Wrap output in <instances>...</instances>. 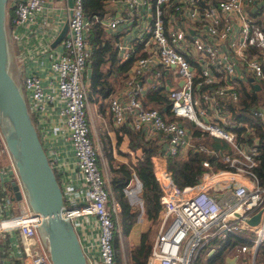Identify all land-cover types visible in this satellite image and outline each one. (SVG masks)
<instances>
[{
  "label": "built area",
  "instance_id": "obj_1",
  "mask_svg": "<svg viewBox=\"0 0 264 264\" xmlns=\"http://www.w3.org/2000/svg\"><path fill=\"white\" fill-rule=\"evenodd\" d=\"M109 2L124 11L98 18V21L108 33H121V27L130 31V36L144 41L147 54L135 61L127 72L129 77L123 88L110 98L113 126L119 127L129 120L136 129H142L147 138L154 132L160 133L165 139L161 140L164 152L184 156L189 148H200L217 154L215 148L196 145L199 137L192 135V128L164 118L158 109L145 106L139 99L147 90L142 81L144 76L153 73L161 81L173 69L171 81L175 85L169 87L172 113L226 139L235 152L224 150L220 157L234 168L220 172L240 173L251 182L224 180L226 184L220 192L210 191L201 181L181 187L174 182L166 164L162 178L153 161L162 188L161 209L159 227L153 235L146 264H193L208 239L225 237L229 231L253 239L251 245L243 244L238 248L230 264H256V251L264 240V211L257 224H250L246 218L264 204V183L255 169L260 150L251 142L258 126L247 119L235 120L230 101L237 103L241 99L240 85L247 84L254 89V85L259 84L260 88L254 90L259 92L260 100L250 106L249 111L251 117L264 125V0ZM60 3L65 7L68 23L61 49L52 51L49 67L43 62L25 71L21 85L30 115L37 119L40 137L44 129L48 130L45 124L48 105L58 106L57 122L50 129L72 145L74 163L64 155L63 158L57 147L49 149L41 140L63 190L64 214L73 222L80 239L85 235L89 219L98 227L97 252H86L88 264H118L116 236L121 250H125L121 203L114 194L108 162L93 119L87 79V63L92 53L88 39L91 21L85 15L83 0H73L72 5L69 0H60ZM12 7L11 37L15 35L21 43L22 33L29 34L31 46L37 42L45 44L44 50H49L59 31L60 22H55L54 15L57 6L50 5L49 0H14ZM122 40L117 45L128 58L133 45L131 41ZM28 55L21 51L18 58L23 62ZM40 69L47 72L40 74ZM164 83H168L166 78ZM153 84L154 80L150 85ZM57 99L61 105H56ZM88 113L92 126L87 120ZM3 155L9 158L13 173L10 180L19 183L22 197L18 199L21 211L13 213L10 208L13 190L6 180L2 183L5 169L0 165V192L9 189L4 199L0 197V242L9 229H15L20 236L22 257L20 263H9L0 256V264H54L38 230L40 215L29 204L0 126V156ZM99 159L105 175L99 168ZM203 164L211 167L207 158ZM220 172L207 169L202 180ZM6 211L9 214L4 216ZM253 226L255 230L250 228ZM120 264H128L127 258Z\"/></svg>",
  "mask_w": 264,
  "mask_h": 264
},
{
  "label": "trees",
  "instance_id": "obj_2",
  "mask_svg": "<svg viewBox=\"0 0 264 264\" xmlns=\"http://www.w3.org/2000/svg\"><path fill=\"white\" fill-rule=\"evenodd\" d=\"M13 2L14 0H9L7 8L9 31L13 27L11 24V16L14 13ZM83 9L85 15L91 21L88 39L92 53L87 63L88 65L90 64V72L89 74L87 73L90 87L89 96L91 103L97 108L96 116H99L100 123L97 127H103L102 124L106 123L105 119H107L108 124L113 121V115L109 111L111 96L123 88L129 77L127 72L135 61L147 54L144 51V41L132 36L133 51L130 57L125 58L117 45L125 33L123 31L114 34L108 33L98 21V18H104L108 13L114 14L115 11L109 0H83ZM14 42L17 44L18 40L15 35H12L10 44L13 63L16 60L21 62L18 58L21 47L18 49L14 48ZM149 78H151V82ZM164 79L165 77L161 81L158 80L157 83L154 82L153 85H150L139 96V99L145 106L158 109L164 118L177 120L184 125L180 120L181 116H176L171 111V99ZM153 80L155 81V78L150 73L142 78L144 83L145 81L153 83ZM201 89L204 91L206 87L203 86ZM239 90L242 94L241 99L237 103L230 101V108L235 120L247 119L258 126L254 129L255 138H252L251 142L256 143L260 150V160L255 169L264 183V125L260 120L251 117L249 111L250 106L260 100V94L247 84L240 85ZM31 117L37 127V119L33 115ZM189 128H192V135L199 137L195 142L196 145H207L215 148L218 153H209L200 148H189L184 156L178 153L164 152L163 143L158 142L155 137L147 138L144 131L136 129L129 120L117 128L118 141L116 145L111 141L109 133L100 134L103 151L109 166L112 188L116 198L121 203L120 223L128 249V258L131 260L130 264H146L152 247V225L145 227L141 231L140 240L137 243L130 244V241L127 240L131 228L138 220L141 212L144 210L145 217L151 223L159 222L162 188L152 159L155 152L165 153L167 169L172 172L174 182L181 187L199 183L207 169L213 172H220L222 170H233L234 168L220 157L221 151L229 150L231 153L235 152L226 139L222 138L223 141H221V137L207 130H202L200 126L195 124L194 126H189ZM120 130L128 137L127 151L120 148L122 140V135L119 133ZM117 153L127 155L128 159H118ZM205 158L210 160L211 167L203 164ZM161 165V161H159L158 167L160 169ZM134 178L139 179L143 191L141 205H135L128 194V184ZM8 182L6 180V183ZM252 242L253 239L249 236H244L234 231H229L225 237L214 236L203 244L193 264H230L238 248L243 244L251 245ZM114 244L117 252V261L120 264L123 256L117 236L114 239ZM263 263L264 240L258 245L256 251V264Z\"/></svg>",
  "mask_w": 264,
  "mask_h": 264
},
{
  "label": "water",
  "instance_id": "obj_3",
  "mask_svg": "<svg viewBox=\"0 0 264 264\" xmlns=\"http://www.w3.org/2000/svg\"><path fill=\"white\" fill-rule=\"evenodd\" d=\"M69 1L72 5L73 0ZM8 3L9 0H0V126L29 204L32 210L40 215L38 230L48 245L53 263L88 264L79 234L71 219L64 214L66 204L63 190L30 115L21 81L12 72ZM109 15L108 13L106 16ZM67 28L68 23L65 22L62 31L52 42L53 46L63 39ZM89 72L90 64L87 67V73ZM259 88V84L254 85L255 90ZM132 185L131 180L128 187ZM10 186L13 190L12 198L20 199L22 193L19 183L10 180ZM263 211L264 204L246 220L250 224L259 223Z\"/></svg>",
  "mask_w": 264,
  "mask_h": 264
},
{
  "label": "crops",
  "instance_id": "obj_4",
  "mask_svg": "<svg viewBox=\"0 0 264 264\" xmlns=\"http://www.w3.org/2000/svg\"><path fill=\"white\" fill-rule=\"evenodd\" d=\"M49 4L57 6V8L54 10V12H55L54 15L56 16L55 22L56 23L60 22V23L58 25L59 31L57 32V34L55 36V38H56L59 35V33L62 31V28L64 26L65 17H66V10H65V7L63 6V4L60 3V0H49ZM111 5L115 11L114 12L115 14H117L121 11H124V9L121 7H117L116 5H115L116 7H114V4H111ZM53 26L56 27V24L54 22H53ZM123 32L125 34H127L125 36V39H124L125 42L131 41L132 36H130V34L126 30H123ZM123 37H124V35H123ZM123 37H122V39H123ZM22 38H23V41H21V43H19V41H18V43H17L18 45L15 42L13 43L14 48L16 47L18 49L19 47H21L20 48L21 51H26L29 54L26 57L25 61H23V62L22 61L17 62V60L15 61V67L17 68V72L19 73V77H20L19 80L20 81L22 79L24 72L29 70L30 68L34 67L35 65L41 66V63L44 62V64L47 65V67H49V60H50V57L52 55V51L57 52V51H60V49H61V41L54 46L52 45V42L54 41L55 38L52 40L49 50H44V47L46 45L45 44L39 45L37 42H35L31 46L29 34L23 35V33H22ZM58 44H60V46L57 48ZM40 71H41L40 74H45L47 72V71H43L41 69H40ZM165 78L168 80L167 89H168V87H173L175 85L174 83H171L172 75L170 73H167ZM55 103H56V105L62 104L58 99L56 100ZM93 110H94L95 114H97V108L95 107V108H93ZM46 116L48 118V121L45 124H46V127H48V130H45V129L43 131L41 130L42 131L41 138H42L43 142L45 143V145H47V148H49V149L53 148V146L57 147L60 150V154L63 158L65 156V157L69 158L71 160V162L74 163L75 156H74L72 145L65 138H63L62 136H59V134L57 132L50 129V127H55V124L57 122V119L59 116L58 106L52 107V106L48 105ZM95 119H96L95 121L97 122V124L99 126L100 125L99 116L96 117V115H95ZM105 122L106 123L102 124V126L106 127V129L109 132V136H110L111 141L114 143V145H116V143L118 141V135L116 133V130L118 127H114L113 122H109V124H108L107 119H105ZM119 133H120V135H122V140L120 142V148L122 150L127 151V149H128V137L126 134H124V132L122 130H120ZM153 136L160 143H163L162 141L165 140L164 138L160 137L161 134L158 132H154ZM48 139L50 140V142ZM117 158L120 160H127L128 156L123 155L121 153H117ZM152 159L154 162L157 163V165H158L159 161H161V164H162L161 165V172H162L163 168H164V164H166L165 156H163L159 152H155L152 156ZM9 164H10V162H9L8 156H6V155L0 156V165H2L5 169L4 178H5V180L9 181L7 186L10 187V178H12L13 173H12V169L10 168ZM231 179H237L238 181L246 182L248 184L251 183L247 176L240 174V173L230 172V171H223L220 173L213 174L212 176H209V178L207 177V179L204 178L203 180H201L202 183L201 182L200 183L202 186H207L209 188V190L212 192H220V190L226 184V181H224V180L228 181ZM5 180L2 181L3 184H4ZM132 181H133V185L131 187H128V194H129L131 200L135 203V205H141V203H142L141 202L142 201V199H141V196H142L141 184H140L138 178H134V179H132ZM143 218H146L145 214H144V210L141 212L138 220L132 226L131 231L128 235L127 240L130 241V244L137 243L140 240V234L144 228L141 230L136 226L142 222ZM85 227H86L84 229L85 235L83 238H81V242H82V245L84 246V250H85V252L90 251V252L96 253L97 252V243H98V227L95 226L94 221L92 219H89L87 221V224H85ZM0 245H1L0 246V256L4 257L5 261H7L9 263H13V262L20 263L21 262L22 250H21L20 236H19V233L15 229H9L6 232V235L4 236L3 240H1ZM123 258H126L125 254L123 255ZM232 261H234V260L232 259Z\"/></svg>",
  "mask_w": 264,
  "mask_h": 264
},
{
  "label": "rangeland",
  "instance_id": "obj_5",
  "mask_svg": "<svg viewBox=\"0 0 264 264\" xmlns=\"http://www.w3.org/2000/svg\"><path fill=\"white\" fill-rule=\"evenodd\" d=\"M121 29L122 30H125V29H123V27H121ZM130 32V31H129ZM128 32V33H129ZM60 46V44H58L57 45V48ZM12 72H13V74H14V76L19 80L20 79V77H19V73L17 72V68L15 67V62H14V64H12ZM153 73H151V75H152ZM171 74H173V69H171ZM153 76L155 77V83H157L158 82V80H159V77H157L156 76V74H153ZM177 79H179V76H177ZM171 83H174V82H172L171 81ZM150 82H148V81H145V83H144V86H145V88L146 89H148L149 88V86H150ZM93 108H95L94 106H93V104H92V109ZM93 112H94V110H93ZM95 112H94V116H93V119H94V122L96 123V125L98 126V124H97V122L95 121L96 119H95ZM97 117V116H96ZM87 120H88V123H89V125L90 126H92V120H91V118H90V115H89V113L87 114ZM183 123H184V125L185 126H187V127H189V126H194V124L190 121V120H188L186 117L184 118V117H181V119H180ZM97 129V132L99 133V136H100V134L101 135H105V133L107 132V133H109L108 132V130L106 129V127H97L96 128ZM91 135H94V133H93V131L91 130ZM220 137V136H219ZM101 139V138H100ZM220 140L221 141H223V139H222V137L220 138ZM99 168H100V170H101V172H102V174L103 175H105V170H104V165H103V162L101 161V159H99ZM218 177V176H217ZM9 189L8 188H4L3 189V192H0V197L2 198V199H4V197L6 196V195H8L9 194ZM109 204H111V200H109ZM10 208H11V211L13 212V213H18V212H20L21 211V207H20V203H19V201H18V199H14L13 200V202H12V204L10 205ZM1 210V209H0ZM9 214V211H6V212H4L3 213V215L4 216H7ZM149 225H152L153 227H152V234L154 235L155 233H156V231L158 230V227H159V222H157V223H151L147 218H143L142 219V222L141 223H139L136 227H138L139 229H143V228H145V227H147V226H149ZM138 234V233H137ZM3 238H4V236L2 237V240H3ZM1 246V245H0ZM122 251V250H121ZM122 254H125V257L127 258V261H128V264H130V262H131V260L128 258V249H127V246H126V241H125V250H124V252L122 251ZM123 256V255H122ZM123 261H124V258L122 257L121 258V263H123Z\"/></svg>",
  "mask_w": 264,
  "mask_h": 264
},
{
  "label": "bare ground",
  "instance_id": "obj_6",
  "mask_svg": "<svg viewBox=\"0 0 264 264\" xmlns=\"http://www.w3.org/2000/svg\"><path fill=\"white\" fill-rule=\"evenodd\" d=\"M157 170H158L159 175H160L162 178H164V177H165L164 171L161 172V169L158 168V165H157ZM250 228L253 229V230L256 229L255 226L250 227Z\"/></svg>",
  "mask_w": 264,
  "mask_h": 264
},
{
  "label": "clouds",
  "instance_id": "obj_7",
  "mask_svg": "<svg viewBox=\"0 0 264 264\" xmlns=\"http://www.w3.org/2000/svg\"><path fill=\"white\" fill-rule=\"evenodd\" d=\"M152 137H154V136H152ZM123 255V254H122Z\"/></svg>",
  "mask_w": 264,
  "mask_h": 264
}]
</instances>
